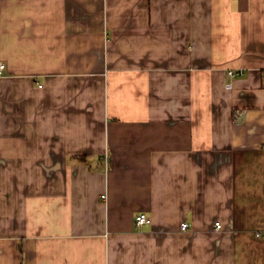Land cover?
Segmentation results:
<instances>
[{
  "label": "crops",
  "instance_id": "obj_1",
  "mask_svg": "<svg viewBox=\"0 0 264 264\" xmlns=\"http://www.w3.org/2000/svg\"><path fill=\"white\" fill-rule=\"evenodd\" d=\"M0 62V264H264V0H0Z\"/></svg>",
  "mask_w": 264,
  "mask_h": 264
},
{
  "label": "built area",
  "instance_id": "obj_2",
  "mask_svg": "<svg viewBox=\"0 0 264 264\" xmlns=\"http://www.w3.org/2000/svg\"><path fill=\"white\" fill-rule=\"evenodd\" d=\"M6 68V64L5 62H0V75L3 74L4 69ZM230 76H236V75H241L243 74V70L239 69V70H234V69H230L229 71ZM231 83L229 82L227 84V86H230ZM135 222L138 226H142L144 224H149L152 222V218L146 213V212H139L135 215ZM188 223L187 222H183L181 224L182 228H187L188 227ZM216 227L217 228H221L222 224L221 222H216Z\"/></svg>",
  "mask_w": 264,
  "mask_h": 264
}]
</instances>
